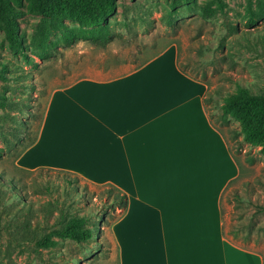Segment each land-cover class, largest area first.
Masks as SVG:
<instances>
[{
	"label": "rangeland",
	"instance_id": "1",
	"mask_svg": "<svg viewBox=\"0 0 264 264\" xmlns=\"http://www.w3.org/2000/svg\"><path fill=\"white\" fill-rule=\"evenodd\" d=\"M24 3L17 25L26 59L9 49L0 30V74L1 64L8 67L0 76V264H117L111 226L121 208L106 211L100 223L93 218L104 210L107 185L56 170L26 172L15 162L37 135L53 89L102 69L132 70L171 45L180 68L206 85L205 111L240 169L222 200L225 236L264 260V156L235 135L236 122L219 119L222 99L238 85L264 95V0H118L104 46L90 41L95 29L64 20L52 23L42 48L40 17ZM74 34L79 40L66 46L65 36ZM71 218H84L87 227L95 222L97 236L76 244L53 234Z\"/></svg>",
	"mask_w": 264,
	"mask_h": 264
},
{
	"label": "crops",
	"instance_id": "2",
	"mask_svg": "<svg viewBox=\"0 0 264 264\" xmlns=\"http://www.w3.org/2000/svg\"><path fill=\"white\" fill-rule=\"evenodd\" d=\"M53 89L16 166L68 172L126 196L111 226L117 264H264L223 234L221 196L240 169L182 73L174 45L132 70Z\"/></svg>",
	"mask_w": 264,
	"mask_h": 264
},
{
	"label": "trees",
	"instance_id": "3",
	"mask_svg": "<svg viewBox=\"0 0 264 264\" xmlns=\"http://www.w3.org/2000/svg\"><path fill=\"white\" fill-rule=\"evenodd\" d=\"M117 1L118 0H25L24 3L23 0H0V30L3 32L9 49L26 59L27 48L18 32L17 25V19L23 13L21 10V5L23 4L21 3H24L27 11L40 17L36 38L39 45H41V48L50 41L49 36L52 31V23L63 22L64 20L76 23L78 27L83 30L95 29L97 34L90 36V41L94 44L97 43L104 46L109 42L107 33L108 23L109 18L116 13ZM178 1L179 0H172L173 4ZM203 17L207 18V16ZM78 40V36L74 34L71 36H65L64 43L66 46L71 47ZM1 65L2 72L0 76L2 77L3 74L5 75L8 71V67L6 64ZM177 66L182 73L189 76L180 68L178 61ZM212 97L213 95L210 96L211 99ZM207 98L208 96L206 92L203 99L204 108ZM4 105L5 103L0 101V107H4ZM219 109V119L224 123L231 121L236 122L239 125V130L235 135H241L242 140L250 145L259 146L260 153L264 156V95L253 94L246 87L238 85L234 93L229 94L222 99ZM36 138L37 135L20 150L17 158L35 143ZM21 170L29 172L24 169ZM36 170L39 173L50 171V169L45 168H39ZM59 172H62L64 175L71 174L63 171ZM73 178L75 181L79 179L76 175H73ZM0 179H2L1 175ZM73 180H67L66 183L72 186V183L74 182ZM233 182H230L225 188L221 196V201ZM104 193L107 195L102 201L104 210L100 212L99 216L97 214H95V217L93 216L96 223L103 221L106 211H115L126 206V196L117 192L114 187L107 185ZM53 234L63 240L82 244L97 236V227L95 226V222L90 227H87L84 218H71L60 228L53 230ZM223 234L225 235L224 230ZM43 241L45 245L48 243L52 244L47 237H45ZM73 264H81V262L75 260Z\"/></svg>",
	"mask_w": 264,
	"mask_h": 264
}]
</instances>
